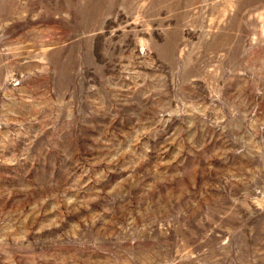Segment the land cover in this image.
Instances as JSON below:
<instances>
[{
	"label": "rangeland",
	"instance_id": "374dc122",
	"mask_svg": "<svg viewBox=\"0 0 264 264\" xmlns=\"http://www.w3.org/2000/svg\"><path fill=\"white\" fill-rule=\"evenodd\" d=\"M0 264H264V0H0Z\"/></svg>",
	"mask_w": 264,
	"mask_h": 264
}]
</instances>
